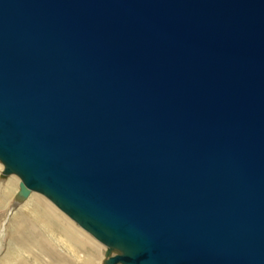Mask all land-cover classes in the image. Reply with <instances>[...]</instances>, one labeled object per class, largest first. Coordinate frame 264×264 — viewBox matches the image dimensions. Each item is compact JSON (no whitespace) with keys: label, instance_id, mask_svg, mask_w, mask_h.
Wrapping results in <instances>:
<instances>
[{"label":"water","instance_id":"1","mask_svg":"<svg viewBox=\"0 0 264 264\" xmlns=\"http://www.w3.org/2000/svg\"><path fill=\"white\" fill-rule=\"evenodd\" d=\"M0 160L105 264H264V0H0Z\"/></svg>","mask_w":264,"mask_h":264},{"label":"bare ground","instance_id":"2","mask_svg":"<svg viewBox=\"0 0 264 264\" xmlns=\"http://www.w3.org/2000/svg\"><path fill=\"white\" fill-rule=\"evenodd\" d=\"M2 165L0 160V174ZM7 180L11 195H15L20 176L15 172ZM44 194L31 189L25 197H17L12 206L15 211L9 212L10 234L14 235L13 239L16 237L14 256L35 264L47 259L48 264H92L94 260L105 264L106 256L116 250L110 249Z\"/></svg>","mask_w":264,"mask_h":264},{"label":"rangeland","instance_id":"3","mask_svg":"<svg viewBox=\"0 0 264 264\" xmlns=\"http://www.w3.org/2000/svg\"><path fill=\"white\" fill-rule=\"evenodd\" d=\"M11 174H15V172L13 173L2 172L0 174V264H35V263H32L33 261L31 260H25L21 257L14 256V247H15L16 237H14L13 239L12 236L14 235L10 234L9 227L12 225V222L10 220L8 221V218H7L9 217V212L11 210L15 211L14 209H12V206L14 202L15 203L17 202V196L11 195L12 188L7 180V178ZM113 250H116V249H113ZM39 256H40L39 260H42L41 258L43 256L41 254H39ZM12 261L13 263H11ZM37 264H48V259L46 262H43L42 260L41 262ZM92 264H100V263L94 260Z\"/></svg>","mask_w":264,"mask_h":264}]
</instances>
